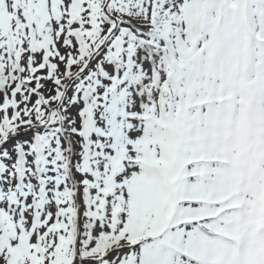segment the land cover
I'll return each mask as SVG.
<instances>
[{
  "label": "snow or ice",
  "instance_id": "snow-or-ice-1",
  "mask_svg": "<svg viewBox=\"0 0 264 264\" xmlns=\"http://www.w3.org/2000/svg\"><path fill=\"white\" fill-rule=\"evenodd\" d=\"M0 264H264V0H0Z\"/></svg>",
  "mask_w": 264,
  "mask_h": 264
}]
</instances>
